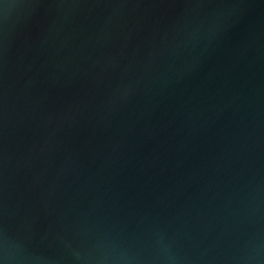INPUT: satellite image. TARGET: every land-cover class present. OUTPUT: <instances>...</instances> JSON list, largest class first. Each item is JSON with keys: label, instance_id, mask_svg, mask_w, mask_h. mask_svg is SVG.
<instances>
[{"label": "water", "instance_id": "95a60500", "mask_svg": "<svg viewBox=\"0 0 264 264\" xmlns=\"http://www.w3.org/2000/svg\"><path fill=\"white\" fill-rule=\"evenodd\" d=\"M0 264H264V0H0Z\"/></svg>", "mask_w": 264, "mask_h": 264}]
</instances>
